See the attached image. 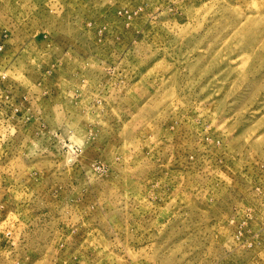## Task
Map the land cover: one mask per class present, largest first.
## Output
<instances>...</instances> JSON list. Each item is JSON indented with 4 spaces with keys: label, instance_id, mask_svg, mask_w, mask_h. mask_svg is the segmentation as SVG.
<instances>
[{
    "label": "rangeland",
    "instance_id": "obj_1",
    "mask_svg": "<svg viewBox=\"0 0 264 264\" xmlns=\"http://www.w3.org/2000/svg\"><path fill=\"white\" fill-rule=\"evenodd\" d=\"M0 264H264V0H0Z\"/></svg>",
    "mask_w": 264,
    "mask_h": 264
}]
</instances>
